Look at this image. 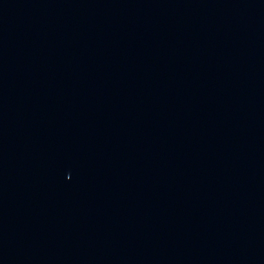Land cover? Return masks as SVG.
<instances>
[{"label":"water","instance_id":"water-1","mask_svg":"<svg viewBox=\"0 0 264 264\" xmlns=\"http://www.w3.org/2000/svg\"><path fill=\"white\" fill-rule=\"evenodd\" d=\"M0 264H264V0H0Z\"/></svg>","mask_w":264,"mask_h":264}]
</instances>
